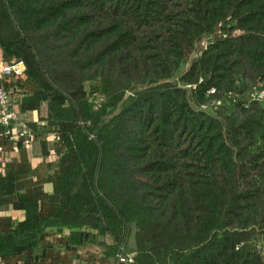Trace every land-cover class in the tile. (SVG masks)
<instances>
[{"label":"trees","instance_id":"1","mask_svg":"<svg viewBox=\"0 0 264 264\" xmlns=\"http://www.w3.org/2000/svg\"><path fill=\"white\" fill-rule=\"evenodd\" d=\"M0 47L65 147L55 213L18 202L1 255L59 226L120 264H264V0H0Z\"/></svg>","mask_w":264,"mask_h":264},{"label":"crops","instance_id":"2","mask_svg":"<svg viewBox=\"0 0 264 264\" xmlns=\"http://www.w3.org/2000/svg\"><path fill=\"white\" fill-rule=\"evenodd\" d=\"M12 60L0 47V81L4 78L3 66ZM8 85L19 105L23 96L36 88V84L27 80L25 75L10 78ZM19 105L21 118L28 122L32 131L22 134L25 141L16 146L15 139L7 137L0 124V177L12 173L16 184L12 193L0 191V233L25 218L26 211L16 206L23 199L40 196V214L53 215L65 180L60 160L65 147L56 138L59 133L46 121H41L37 111H21ZM33 123H37L36 128L31 126ZM70 232L68 227L48 226L34 248L18 256L0 254V264H120L106 255L104 245L88 243L76 249L68 248Z\"/></svg>","mask_w":264,"mask_h":264},{"label":"built area","instance_id":"3","mask_svg":"<svg viewBox=\"0 0 264 264\" xmlns=\"http://www.w3.org/2000/svg\"><path fill=\"white\" fill-rule=\"evenodd\" d=\"M208 40L210 41V39ZM25 68L26 65L23 59H13L2 68L4 78L0 81V124L4 127V134L10 138H14L17 131L22 134L31 133L32 131L28 122L21 118V112L18 109L19 101L13 97L11 88L8 85V80L10 78H20L24 74ZM210 91L214 92L215 88ZM252 97L263 98L264 89H254ZM91 100L94 101V106L98 109L104 100V95L99 89L93 88L91 89ZM56 138L60 139L59 135Z\"/></svg>","mask_w":264,"mask_h":264},{"label":"rangeland","instance_id":"4","mask_svg":"<svg viewBox=\"0 0 264 264\" xmlns=\"http://www.w3.org/2000/svg\"><path fill=\"white\" fill-rule=\"evenodd\" d=\"M88 86L90 87L91 85L89 84Z\"/></svg>","mask_w":264,"mask_h":264}]
</instances>
